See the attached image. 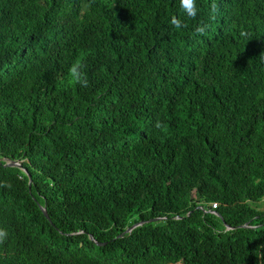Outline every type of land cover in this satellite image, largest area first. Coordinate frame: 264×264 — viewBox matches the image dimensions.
Instances as JSON below:
<instances>
[{
	"label": "trees",
	"instance_id": "obj_1",
	"mask_svg": "<svg viewBox=\"0 0 264 264\" xmlns=\"http://www.w3.org/2000/svg\"><path fill=\"white\" fill-rule=\"evenodd\" d=\"M195 5L0 0V264H264V0Z\"/></svg>",
	"mask_w": 264,
	"mask_h": 264
},
{
	"label": "clouds",
	"instance_id": "obj_2",
	"mask_svg": "<svg viewBox=\"0 0 264 264\" xmlns=\"http://www.w3.org/2000/svg\"><path fill=\"white\" fill-rule=\"evenodd\" d=\"M181 2H182V6L184 7L186 13L189 16L196 15L195 0H181ZM177 27H179L178 23H177ZM203 31H204L203 27L197 28V32H203ZM83 68H84V64L81 60H78L71 65L69 69V72L72 78L71 82L78 83L82 87H87L88 80H87L85 73L82 71ZM155 127L160 129L163 127V125L160 121H157ZM5 235L6 233H4L3 231H0V239H2Z\"/></svg>",
	"mask_w": 264,
	"mask_h": 264
},
{
	"label": "water",
	"instance_id": "obj_3",
	"mask_svg": "<svg viewBox=\"0 0 264 264\" xmlns=\"http://www.w3.org/2000/svg\"><path fill=\"white\" fill-rule=\"evenodd\" d=\"M5 165H8V166L18 165V166H20V163H18V162H6ZM42 210H43L45 216L48 218V214H47L46 210H45L44 208H42ZM151 220H154V218L150 219L149 221H151ZM144 222H146V221H138V222H135L134 224H132L131 226H129V227L126 229V231H127V232H128V231H131L133 228H135V227H137V226L143 224ZM90 238H92L91 235H90ZM98 244H99V243H98Z\"/></svg>",
	"mask_w": 264,
	"mask_h": 264
},
{
	"label": "rangeland",
	"instance_id": "obj_4",
	"mask_svg": "<svg viewBox=\"0 0 264 264\" xmlns=\"http://www.w3.org/2000/svg\"><path fill=\"white\" fill-rule=\"evenodd\" d=\"M260 209H261V210H264V206L262 205Z\"/></svg>",
	"mask_w": 264,
	"mask_h": 264
},
{
	"label": "built area",
	"instance_id": "obj_5",
	"mask_svg": "<svg viewBox=\"0 0 264 264\" xmlns=\"http://www.w3.org/2000/svg\"><path fill=\"white\" fill-rule=\"evenodd\" d=\"M212 207H213V208H215V207H216V205H215V204H213V205H212Z\"/></svg>",
	"mask_w": 264,
	"mask_h": 264
}]
</instances>
